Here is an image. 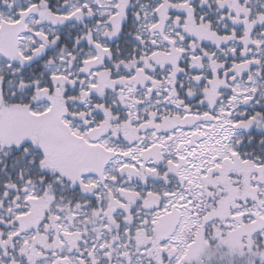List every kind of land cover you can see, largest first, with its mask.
<instances>
[{
	"label": "snow or ice",
	"instance_id": "6c2138e0",
	"mask_svg": "<svg viewBox=\"0 0 264 264\" xmlns=\"http://www.w3.org/2000/svg\"><path fill=\"white\" fill-rule=\"evenodd\" d=\"M0 264H264V0H0Z\"/></svg>",
	"mask_w": 264,
	"mask_h": 264
}]
</instances>
